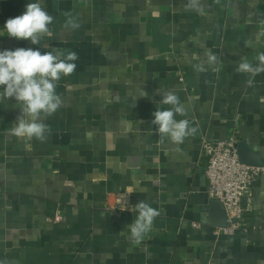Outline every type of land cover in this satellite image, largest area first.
<instances>
[{"label": "crops", "instance_id": "obj_1", "mask_svg": "<svg viewBox=\"0 0 264 264\" xmlns=\"http://www.w3.org/2000/svg\"><path fill=\"white\" fill-rule=\"evenodd\" d=\"M29 2L0 0V30ZM186 2L44 0L51 37L0 36V51L79 57L58 82L46 141L8 135L20 109L0 102V264H264V171L242 200L243 227L216 235L203 152L204 141L236 135L264 161V73L246 86L236 71L264 52V0H203L202 11ZM65 11L79 29L62 27ZM208 52L218 70L197 72ZM158 89L197 128L183 143L161 142L151 123ZM141 200L161 214L137 244L128 225Z\"/></svg>", "mask_w": 264, "mask_h": 264}, {"label": "clouds", "instance_id": "obj_2", "mask_svg": "<svg viewBox=\"0 0 264 264\" xmlns=\"http://www.w3.org/2000/svg\"><path fill=\"white\" fill-rule=\"evenodd\" d=\"M186 10L202 11L203 0H187ZM62 27L75 31L81 27L77 17L71 11H65ZM54 17L46 10L44 0L29 2L21 15L9 18L0 30V36L7 35L16 39L30 40L32 44H40L45 36L51 37L50 25ZM75 51L65 52L52 48L45 53L39 49L16 48L0 51V102L14 98L20 115L14 126L8 130V135L22 140L35 139L44 142L51 133L45 121L54 115L62 106V97L57 93L58 82L62 76H70L76 69L78 60ZM218 57L211 52L206 53V60L195 66L197 72H204L208 66L214 71L217 68ZM257 63L246 59L236 66L237 73L246 74V86H252L254 78L264 73V52H258ZM162 100L161 107L152 113L151 121L160 134L161 142L167 139L174 144H180L189 136L197 133V128L185 119L177 120V116L186 117L187 112L180 98L172 91L158 89ZM169 106L167 108L163 106ZM137 216L129 225V238L135 243H141L152 230L154 220L160 216V211L149 203L140 201L132 209ZM128 210L121 206V211Z\"/></svg>", "mask_w": 264, "mask_h": 264}, {"label": "built area", "instance_id": "obj_3", "mask_svg": "<svg viewBox=\"0 0 264 264\" xmlns=\"http://www.w3.org/2000/svg\"><path fill=\"white\" fill-rule=\"evenodd\" d=\"M238 141L236 135H233L226 140H207L203 143V152L208 160L206 174L209 195L224 204L227 214V225L217 227L216 235L233 234L243 227L247 209L242 205V200L244 196L250 194L253 185L264 171L261 166L241 161ZM52 220L58 223L62 216L59 213L55 214ZM192 225L199 227L196 222Z\"/></svg>", "mask_w": 264, "mask_h": 264}, {"label": "water", "instance_id": "obj_4", "mask_svg": "<svg viewBox=\"0 0 264 264\" xmlns=\"http://www.w3.org/2000/svg\"><path fill=\"white\" fill-rule=\"evenodd\" d=\"M238 152L242 162L249 165L263 166L264 161L260 159L259 154L252 151L244 142L238 143ZM211 210L212 212L208 221L218 227H225L227 225V214L224 204L219 200L213 199L211 202ZM214 213L217 215V218L213 216Z\"/></svg>", "mask_w": 264, "mask_h": 264}]
</instances>
